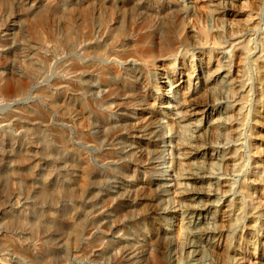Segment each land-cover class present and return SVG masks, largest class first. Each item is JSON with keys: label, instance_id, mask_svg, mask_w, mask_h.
<instances>
[{"label": "rangeland", "instance_id": "obj_1", "mask_svg": "<svg viewBox=\"0 0 264 264\" xmlns=\"http://www.w3.org/2000/svg\"><path fill=\"white\" fill-rule=\"evenodd\" d=\"M261 60L264 0H0V264H264Z\"/></svg>", "mask_w": 264, "mask_h": 264}, {"label": "bare ground", "instance_id": "obj_2", "mask_svg": "<svg viewBox=\"0 0 264 264\" xmlns=\"http://www.w3.org/2000/svg\"><path fill=\"white\" fill-rule=\"evenodd\" d=\"M245 60H246V53H245V51H243V52H241V54H239V67H240V69L243 68ZM258 68L260 70V80H259V88H260V92H261V96H260L261 98L260 99H261V104L263 105L264 104V60H261V61L258 62ZM155 70H156V78H155V84L156 85L155 86L158 88V79H159L158 77L161 75V72H163V68H161L160 66H155ZM159 82H161V81H159ZM190 208L193 209V211L195 210V211L201 212V208L200 207H196V206L192 205V206H190Z\"/></svg>", "mask_w": 264, "mask_h": 264}]
</instances>
